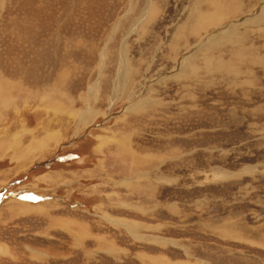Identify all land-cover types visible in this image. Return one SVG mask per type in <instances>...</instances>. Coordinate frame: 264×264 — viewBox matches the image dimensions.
Masks as SVG:
<instances>
[{"label":"rangeland","instance_id":"obj_1","mask_svg":"<svg viewBox=\"0 0 264 264\" xmlns=\"http://www.w3.org/2000/svg\"><path fill=\"white\" fill-rule=\"evenodd\" d=\"M0 264H264V0H0Z\"/></svg>","mask_w":264,"mask_h":264}]
</instances>
